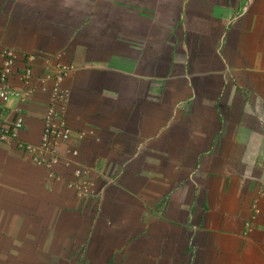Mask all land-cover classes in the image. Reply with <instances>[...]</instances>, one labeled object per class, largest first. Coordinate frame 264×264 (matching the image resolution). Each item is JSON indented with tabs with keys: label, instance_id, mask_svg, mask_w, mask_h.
Returning a JSON list of instances; mask_svg holds the SVG:
<instances>
[{
	"label": "crops",
	"instance_id": "0c3cea01",
	"mask_svg": "<svg viewBox=\"0 0 264 264\" xmlns=\"http://www.w3.org/2000/svg\"><path fill=\"white\" fill-rule=\"evenodd\" d=\"M5 48L36 57L8 105L22 143L40 141L45 61L72 66L95 195L0 143V264H264V0H0Z\"/></svg>",
	"mask_w": 264,
	"mask_h": 264
},
{
	"label": "built area",
	"instance_id": "2783aa9c",
	"mask_svg": "<svg viewBox=\"0 0 264 264\" xmlns=\"http://www.w3.org/2000/svg\"><path fill=\"white\" fill-rule=\"evenodd\" d=\"M35 59L32 54L20 55L10 48L0 52V143L13 144L28 155L34 165L44 168L52 181L60 180L59 167L71 169V176L66 179L65 185L79 200L87 201L92 197L91 182L85 168L74 162L79 152L70 147L73 131L64 115L68 92L63 89L62 84L72 71V66L59 61V56L56 57V62L46 60L45 72L36 78L37 86L43 91L49 84L51 93L40 141L38 144H28L18 139V133L24 128V116L19 107L9 109L8 105L11 101L24 104L33 94ZM16 79L22 86L21 89H16L13 85ZM81 137L82 135L80 139ZM62 146L68 157L61 153Z\"/></svg>",
	"mask_w": 264,
	"mask_h": 264
},
{
	"label": "rangeland",
	"instance_id": "374dc122",
	"mask_svg": "<svg viewBox=\"0 0 264 264\" xmlns=\"http://www.w3.org/2000/svg\"><path fill=\"white\" fill-rule=\"evenodd\" d=\"M64 181H66V178L64 179ZM90 181V180H89ZM91 182V181H90ZM92 185V184H91ZM94 195H95V193L94 192H92ZM92 197H93V195H92ZM92 197H90L87 201H82V202H93L94 201V198L92 199ZM77 198V197H76ZM78 200H79V198H77ZM81 201V200H80Z\"/></svg>",
	"mask_w": 264,
	"mask_h": 264
}]
</instances>
